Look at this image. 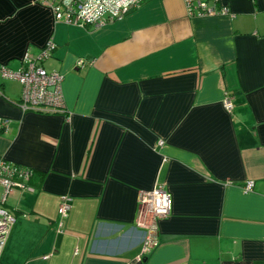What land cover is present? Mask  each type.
<instances>
[{"label":"crops","instance_id":"obj_1","mask_svg":"<svg viewBox=\"0 0 264 264\" xmlns=\"http://www.w3.org/2000/svg\"><path fill=\"white\" fill-rule=\"evenodd\" d=\"M59 1L0 0V69L53 42L43 66L66 107L22 112L0 72V158L34 171L7 200L0 264H264V0H194L229 11L204 18L146 0L99 28L56 21ZM157 184L171 214L143 253L140 196Z\"/></svg>","mask_w":264,"mask_h":264},{"label":"built area","instance_id":"obj_2","mask_svg":"<svg viewBox=\"0 0 264 264\" xmlns=\"http://www.w3.org/2000/svg\"><path fill=\"white\" fill-rule=\"evenodd\" d=\"M146 0H60L52 6L56 21L63 20L68 25L99 28L109 23L120 21L130 12L140 8ZM189 18H204L228 15L226 8L210 7L204 2L185 0ZM56 45L48 42L37 57L25 54L21 68L12 72L4 67L0 69L4 79L17 81L21 87L18 107L22 112H43L47 114H66L63 97V76L58 72H48L43 63L51 56ZM83 67V61L77 62ZM223 107L227 112L233 109L232 99L225 95ZM9 120L0 117V129L6 130ZM159 146L163 142H159ZM34 171L20 167L0 158V258L5 249L11 230L15 224L14 216L6 209L9 196L16 190L33 191L30 187ZM254 182L243 186L244 193L254 190ZM71 209L68 197H61L59 215L65 219ZM171 214V197L164 185L157 184L149 193L140 196L139 223L137 227L144 231L142 252L146 253L156 232L157 221L166 219Z\"/></svg>","mask_w":264,"mask_h":264}]
</instances>
